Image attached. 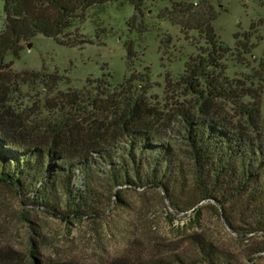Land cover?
Listing matches in <instances>:
<instances>
[{
    "label": "rangeland",
    "instance_id": "obj_1",
    "mask_svg": "<svg viewBox=\"0 0 264 264\" xmlns=\"http://www.w3.org/2000/svg\"><path fill=\"white\" fill-rule=\"evenodd\" d=\"M142 1L138 11L129 2H108L81 13L66 34L81 46L59 45L41 34L21 41L19 55L7 53L4 61L12 72L28 76L9 86L5 106L34 124L58 116L45 108V102L60 92L81 91L98 82L112 90L132 77L144 87L151 104L167 112L182 100L177 81L186 63L207 46L203 32L183 24L203 14L216 41L228 47L221 60L225 75L259 94L257 137L263 141L264 0ZM174 4L178 6L172 10ZM4 24L0 0V32ZM42 73L57 74V84L46 85ZM221 108L229 126H247L231 103L224 101ZM169 136L176 139V128ZM92 170L90 192L101 213L66 221L24 204L12 187L0 183V248L26 253L31 237L39 246L38 257L49 264H264V234L254 230L253 208L262 203L260 198L255 202L238 198L224 208L201 202L185 209L173 206L159 189L131 186L122 188L119 200L105 181L103 167ZM52 200L65 207L61 188ZM201 242L215 260L207 262L200 254Z\"/></svg>",
    "mask_w": 264,
    "mask_h": 264
},
{
    "label": "trees",
    "instance_id": "obj_2",
    "mask_svg": "<svg viewBox=\"0 0 264 264\" xmlns=\"http://www.w3.org/2000/svg\"><path fill=\"white\" fill-rule=\"evenodd\" d=\"M2 1L0 183L12 187L24 204L39 206L63 221L80 219L101 213L93 205L89 184L94 179L92 168L103 167L105 181L119 200L122 188L131 186L159 189L173 206L185 209L201 202L224 208L238 198L261 199L253 208L254 230L264 234V140L257 137L259 94L225 75L221 60L228 47L216 41L209 18L202 14L191 19L188 15L183 24L203 32L207 46L186 63L177 81L182 100L167 112L151 104L144 87L129 77L112 90L98 82L81 91L60 92L45 102V108L58 116L32 124L5 106L9 86L18 77L28 76L12 72L5 55L17 57L20 42L38 34L59 45L81 46L66 36L81 13L108 2H129L138 11L143 1ZM127 54H132L130 45ZM40 76L48 86L59 80L55 73ZM246 97L252 101L244 102ZM224 101L246 120L245 128L228 125L221 108ZM175 128L177 140L166 137ZM58 188L65 196L63 209L52 200ZM198 249L207 262L215 260L206 243L201 242ZM38 255L37 241L30 237L26 253L0 248V264H49Z\"/></svg>",
    "mask_w": 264,
    "mask_h": 264
}]
</instances>
